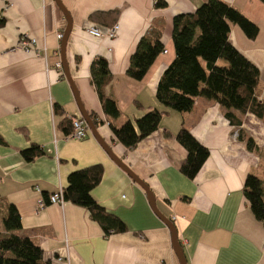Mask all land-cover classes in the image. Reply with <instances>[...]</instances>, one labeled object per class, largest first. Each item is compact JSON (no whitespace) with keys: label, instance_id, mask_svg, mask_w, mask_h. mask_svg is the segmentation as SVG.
Instances as JSON below:
<instances>
[{"label":"crops","instance_id":"obj_1","mask_svg":"<svg viewBox=\"0 0 264 264\" xmlns=\"http://www.w3.org/2000/svg\"><path fill=\"white\" fill-rule=\"evenodd\" d=\"M60 1L71 20L64 54L79 101L97 121L100 138L148 185L157 210L173 223L186 264H264V223L254 219L242 192L251 172L264 189V111L260 118L244 113L235 126L217 103L199 98L184 115L168 110L157 129L132 149L111 131L151 109L166 110L155 90L174 58L172 18L193 13L206 0H160L164 8H156L153 0ZM221 1L258 28L255 38L247 39L231 25L228 41L259 71L257 99L264 103V1ZM113 25L112 39L86 32L89 26L104 32ZM65 28L54 0H0V203L15 206L21 222L16 233L28 237L51 264H179L170 231L144 191L90 131L82 139L69 136L66 119L82 117L60 59ZM153 30L161 31L165 52L141 80L131 79L126 75L130 57L141 37ZM23 35L36 42L28 52L13 49ZM97 57L107 61L111 81L105 92L118 108L116 119L103 113L90 81ZM181 126L208 151L192 179L180 172L186 152L175 135ZM248 139L252 150L246 147ZM31 145L42 153L24 161L21 151ZM93 165L103 172L90 195L125 224L123 233L105 235L86 209L70 202L47 203L46 197L66 186L71 172ZM41 201L45 204L39 207Z\"/></svg>","mask_w":264,"mask_h":264},{"label":"trees","instance_id":"obj_2","mask_svg":"<svg viewBox=\"0 0 264 264\" xmlns=\"http://www.w3.org/2000/svg\"><path fill=\"white\" fill-rule=\"evenodd\" d=\"M165 5L160 0L155 3L156 8ZM231 25L238 26L247 39L257 35L255 24L221 0H206L193 13L172 18L174 58L160 76L155 90L156 100L166 110L151 109L134 122L125 121L119 127H112L113 137L121 145L127 150L134 148L157 129L168 110L184 115L192 110L199 98L217 103L231 125L239 126V117L246 112L257 118L262 116L264 103L257 99L261 89L259 71L229 43ZM160 35V30H153L141 37L126 69L128 77L141 80L163 52ZM220 61L224 63L222 66H219ZM90 81L103 113L116 119L118 108L105 92L111 75L104 58L97 57L92 62ZM89 117L96 125L94 116ZM66 123L70 127L68 119ZM175 140L186 152L180 172L192 179L207 159L208 151L184 126L177 131ZM246 147L253 149L251 139L246 141ZM41 153L40 147L31 145L21 151V156L24 161H31ZM102 172L100 165L71 172L62 188V199L86 209L105 235L123 233L127 230L125 224L99 206L90 195ZM242 192L254 219L264 223V189L257 173L246 175ZM0 222V264H51L44 260L41 249L28 237L16 233L21 229V222L13 204L0 203Z\"/></svg>","mask_w":264,"mask_h":264},{"label":"water","instance_id":"obj_3","mask_svg":"<svg viewBox=\"0 0 264 264\" xmlns=\"http://www.w3.org/2000/svg\"><path fill=\"white\" fill-rule=\"evenodd\" d=\"M56 5L58 6V8L60 9V11L62 12L65 21H66V28L64 30L63 36H62V40L60 43V59H61V64H62V68H63V73L64 76L67 80V82L69 83L80 115L82 117V119L86 122L89 131L92 133V135L94 136V138L99 142V144L104 148V150L107 152L108 156L111 158V160L123 171L127 174V176H129V178L137 185L139 186L145 193L146 198L148 200L149 206L151 208V210L153 211V213L167 226V228L170 231L171 234V242H172V246L173 249L177 255L179 264H186L185 262V258L183 256V252H182V248L179 244V242L177 241V236H176V230L175 227L173 225V223L168 220L167 218H165L163 215L160 214V212L157 210L156 206H155V200H154V196L151 192V190L149 189L148 185L142 180L140 179L131 169L130 167L125 164L120 158H118L116 155L113 154V152L111 151V149L109 148V146L107 144H105V142L100 138V136L98 135L95 125L93 124L91 118L89 117L88 113L84 110L81 102L79 101L77 92L75 90V87L73 85V81L69 75L68 69H67V64L65 61V54H64V50H65V42L68 36V33L70 31V27H71V20H70V16L68 14V12L66 11V9L64 8V6L62 5L60 0H54Z\"/></svg>","mask_w":264,"mask_h":264},{"label":"built area","instance_id":"obj_4","mask_svg":"<svg viewBox=\"0 0 264 264\" xmlns=\"http://www.w3.org/2000/svg\"><path fill=\"white\" fill-rule=\"evenodd\" d=\"M158 0H153L154 3H156ZM117 26L113 25L110 28L106 29L104 32L100 31V29L96 26H89L86 29V32L95 38H109L112 39L115 37ZM61 35H57V39H60ZM36 46V42L34 39L28 37L27 35H23L19 38L16 45L14 46V50H19L23 52H28L31 49H33ZM165 52V51H163ZM59 67V65L57 64ZM70 122V137L74 139H82L86 136V134L89 132L88 126L86 122L79 117L71 116L68 118ZM237 130L233 131V138L237 137ZM47 203L48 204H63L64 201L62 199V189H59L57 192L52 193L47 197ZM44 202H39V207L44 206Z\"/></svg>","mask_w":264,"mask_h":264},{"label":"rangeland","instance_id":"obj_5","mask_svg":"<svg viewBox=\"0 0 264 264\" xmlns=\"http://www.w3.org/2000/svg\"><path fill=\"white\" fill-rule=\"evenodd\" d=\"M222 64H224L222 61L219 62V66H222Z\"/></svg>","mask_w":264,"mask_h":264},{"label":"clouds","instance_id":"obj_6","mask_svg":"<svg viewBox=\"0 0 264 264\" xmlns=\"http://www.w3.org/2000/svg\"><path fill=\"white\" fill-rule=\"evenodd\" d=\"M89 129V128H88Z\"/></svg>","mask_w":264,"mask_h":264}]
</instances>
